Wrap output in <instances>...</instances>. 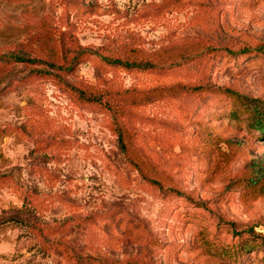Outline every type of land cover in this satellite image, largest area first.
<instances>
[{"label": "rangeland", "instance_id": "1", "mask_svg": "<svg viewBox=\"0 0 264 264\" xmlns=\"http://www.w3.org/2000/svg\"><path fill=\"white\" fill-rule=\"evenodd\" d=\"M129 45L197 52L144 72L92 55L50 67ZM261 46L264 0H0V264H238L223 251L264 237V108L254 125L231 93L264 102ZM46 72L70 86L190 89L125 118L166 186L127 163L109 114ZM246 259L264 264V252Z\"/></svg>", "mask_w": 264, "mask_h": 264}, {"label": "trees", "instance_id": "2", "mask_svg": "<svg viewBox=\"0 0 264 264\" xmlns=\"http://www.w3.org/2000/svg\"><path fill=\"white\" fill-rule=\"evenodd\" d=\"M258 51L264 53V46L259 47ZM196 52L197 49L195 45L175 46L153 53H146L129 45L121 53L107 54L101 51H82L74 57V61L70 65L56 66L52 64L50 67L56 71L69 73L82 58L92 55L95 56L100 63L113 69H120L127 72H144L178 66L193 59ZM248 53H250L249 50H244L238 53V55H247ZM11 60H13V62L28 64H35L38 62L36 59H24L15 55L11 56ZM45 74L57 78V83L59 85L66 86V88L72 91L81 101L96 105L109 114L112 130L118 138L120 151L127 163L152 185L159 189H163V187L166 186L167 178L164 176L163 172L138 150L135 144V135L127 126L125 118L133 109L146 105L152 100L173 95L178 88L190 89L186 88L184 85H177L169 88H156L145 91H118L110 87L100 88L90 85L70 86L61 76L54 75L52 72H46ZM231 95L232 98L239 102V105L244 108L245 111L251 113L255 119L253 124L256 125L260 121L258 120V115L263 114L264 102L245 98L235 93H231ZM259 129L264 130L262 126H260ZM171 190L173 191V189ZM232 227L235 228V224H233ZM253 239V241L238 244L237 248L232 250L233 254L227 253L229 249L224 250L223 254L230 255L233 260L236 262L240 261L238 264H241L242 260L243 262L247 260L246 257L248 256L249 250L252 249L253 252H264V237L254 236ZM68 256L71 260H74L72 255L68 254ZM76 261L77 264H102L94 260L78 259Z\"/></svg>", "mask_w": 264, "mask_h": 264}]
</instances>
